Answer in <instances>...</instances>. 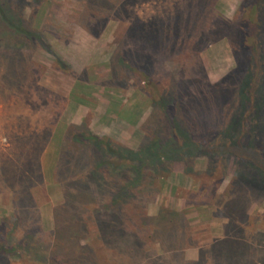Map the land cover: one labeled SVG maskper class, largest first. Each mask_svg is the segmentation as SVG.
<instances>
[{
  "label": "rangeland",
  "instance_id": "rangeland-1",
  "mask_svg": "<svg viewBox=\"0 0 264 264\" xmlns=\"http://www.w3.org/2000/svg\"><path fill=\"white\" fill-rule=\"evenodd\" d=\"M10 2L50 52L0 24V230L12 229L15 247L4 264H264V176L237 150L148 165L113 203L130 172H95L100 153L74 139L88 131L133 150L154 137L179 141L151 80L207 146L240 114L238 77L228 74L252 0ZM256 17L263 36L264 3ZM243 142L264 161V110ZM115 218L124 235L107 231L103 242L94 220Z\"/></svg>",
  "mask_w": 264,
  "mask_h": 264
},
{
  "label": "trees",
  "instance_id": "trees-1",
  "mask_svg": "<svg viewBox=\"0 0 264 264\" xmlns=\"http://www.w3.org/2000/svg\"><path fill=\"white\" fill-rule=\"evenodd\" d=\"M11 0H0V24L3 28L4 36H19L26 40L33 41L36 46L44 48L49 51V47L43 43L37 28L30 29L23 23L21 16L13 10ZM37 1V0H33ZM264 0H252L249 6H246L248 12L242 16V30L240 42L237 53V61L235 66L229 72L230 77H238L239 87V104L240 114L234 115L226 126L215 135L206 138L208 141L207 146L197 145L189 136V133L182 129L180 125L174 120L170 103L167 102L157 86L151 80L147 81L151 89V97L157 107L164 112L168 123L173 130L174 134L179 138L177 142H161L159 138L154 137L143 143L138 149L133 150L113 142L106 136H98L88 131L83 134H75L74 139L78 142L86 143L94 147L100 153V159L95 162V172L100 167H109L116 173H121L125 169L130 172L131 179L126 181L121 188L113 194V203H119L123 197L128 194L130 188L135 187L136 184L141 182L142 172L144 167L151 166L160 168L163 162H171L179 158L189 157L195 154H204L208 157L227 150H237L250 165L258 168L264 176V161L261 159L259 153L255 156L251 153L247 155L248 150L243 142L245 134L246 122L249 117L254 113L255 116L264 110V35H261L263 27L262 19L254 18V14L258 13L261 9ZM57 66L65 70L67 66L59 59L55 60ZM131 60L128 59V63ZM133 65V64H132ZM11 78L9 74L8 78ZM146 82V81H145ZM213 136H217V142L211 141ZM219 136V137H218ZM211 141V142H210ZM244 152V153H242ZM126 170V171H127ZM84 216V215H82ZM93 216V215H90ZM86 219L88 218L85 216ZM18 223H22L20 219H15L13 227ZM97 235L104 242L103 233L117 232L120 236L124 235V228L115 218L110 223L105 222L104 225H98L97 220H94ZM78 227L85 230L86 225L81 223ZM12 230V229H11ZM11 230L4 232L0 230V264H4V257L13 254L15 247H8L6 245V236L10 234ZM35 232H30L29 236L34 235ZM28 238V236H27ZM102 242V244H104ZM38 250V249H37ZM48 254H53L50 249L47 250ZM78 257L71 258L72 263H79Z\"/></svg>",
  "mask_w": 264,
  "mask_h": 264
},
{
  "label": "crops",
  "instance_id": "crops-1",
  "mask_svg": "<svg viewBox=\"0 0 264 264\" xmlns=\"http://www.w3.org/2000/svg\"><path fill=\"white\" fill-rule=\"evenodd\" d=\"M143 114H144V113H141V114L138 116V118H137V120L135 121V123H138V122L141 120V117L143 116ZM179 181H180V183H179V186H180V187H181V186H189V184L186 183V180L180 179ZM173 187H177V185H175V184H174V186H173V185H170V188H173Z\"/></svg>",
  "mask_w": 264,
  "mask_h": 264
}]
</instances>
